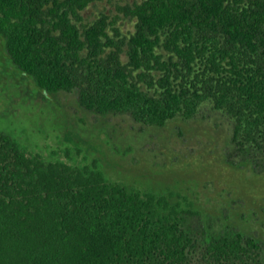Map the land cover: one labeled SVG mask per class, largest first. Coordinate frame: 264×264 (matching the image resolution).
Instances as JSON below:
<instances>
[{
  "label": "trees",
  "instance_id": "obj_1",
  "mask_svg": "<svg viewBox=\"0 0 264 264\" xmlns=\"http://www.w3.org/2000/svg\"><path fill=\"white\" fill-rule=\"evenodd\" d=\"M103 1L0 0V85L29 79L150 128L207 120L209 107L231 128L226 161L263 173L264 0H138L87 19ZM238 208L236 225L185 195L110 180L80 145L0 127V264H264V239L244 226L254 211Z\"/></svg>",
  "mask_w": 264,
  "mask_h": 264
},
{
  "label": "rangeland",
  "instance_id": "obj_2",
  "mask_svg": "<svg viewBox=\"0 0 264 264\" xmlns=\"http://www.w3.org/2000/svg\"><path fill=\"white\" fill-rule=\"evenodd\" d=\"M136 1L104 0L84 15L94 20L104 14L113 20L123 17L118 7ZM119 26L125 32L134 30L127 20ZM26 82L16 92L0 85V127L17 128L30 144L80 145L101 161L110 180L185 195L214 216L225 213L240 221L239 202L247 203L255 218L254 224L244 226L264 239L259 227L264 226V172L226 161L231 128L219 113L207 107L203 112L210 117L207 120H174L162 128H150L126 115L82 112L75 95L44 96L32 80ZM230 198L238 205H231Z\"/></svg>",
  "mask_w": 264,
  "mask_h": 264
}]
</instances>
